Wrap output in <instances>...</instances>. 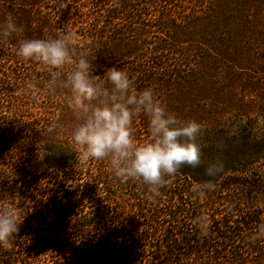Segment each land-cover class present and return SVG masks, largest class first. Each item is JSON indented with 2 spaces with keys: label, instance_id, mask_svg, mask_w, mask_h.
<instances>
[{
  "label": "trees",
  "instance_id": "16d2710c",
  "mask_svg": "<svg viewBox=\"0 0 264 264\" xmlns=\"http://www.w3.org/2000/svg\"><path fill=\"white\" fill-rule=\"evenodd\" d=\"M71 1L0 0V25L22 29L0 40V213L19 223L0 264H264V0ZM69 32L73 59H88L105 89L116 67L202 125L199 166L153 195L121 181L112 157L79 159L64 87L74 64L17 55L22 40ZM132 134L151 140L143 114ZM216 160L214 188L197 191Z\"/></svg>",
  "mask_w": 264,
  "mask_h": 264
},
{
  "label": "clouds",
  "instance_id": "9594fccd",
  "mask_svg": "<svg viewBox=\"0 0 264 264\" xmlns=\"http://www.w3.org/2000/svg\"><path fill=\"white\" fill-rule=\"evenodd\" d=\"M14 21L0 25V40H7L21 31ZM75 37L64 33L54 39H26L19 42L17 55L24 60H35L43 66L57 70L74 64L67 75L64 87L69 95L79 123L71 133L73 144L82 149L79 159L114 158V173L126 182L139 179L159 195L164 178L175 175L182 166L197 167L201 164V148L196 143L202 125L196 120L181 121L167 110L151 87L137 91L128 74L116 67L105 73L110 90L103 81L91 75L92 63L85 57L73 59ZM148 118L151 140L138 144L132 134L136 116ZM224 170L221 160L210 162L204 169L208 178L197 186V191L212 190L214 179ZM19 223L10 211L0 213V244L8 243L18 232ZM259 232L264 234V225Z\"/></svg>",
  "mask_w": 264,
  "mask_h": 264
},
{
  "label": "rangeland",
  "instance_id": "374dc122",
  "mask_svg": "<svg viewBox=\"0 0 264 264\" xmlns=\"http://www.w3.org/2000/svg\"><path fill=\"white\" fill-rule=\"evenodd\" d=\"M51 1H55V3L54 2H51ZM175 1L176 0H172V2H173V4L175 3ZM47 2H48V6H51L53 3L54 4H56L57 2H59V0H47ZM72 2H73V4H72ZM177 4L179 5V0H177ZM88 3H89V0H72L71 1V4L74 6V5H81V6H85V10L86 11H88V7H91L90 5H88ZM180 6V5H179ZM180 7H182V6H180ZM103 8V7H102ZM262 55H263V62H264V51L262 52ZM263 115H264V110H263ZM230 119V122L229 123H231V118H228V120ZM257 119H259V122L260 121H264V118H257Z\"/></svg>",
  "mask_w": 264,
  "mask_h": 264
}]
</instances>
